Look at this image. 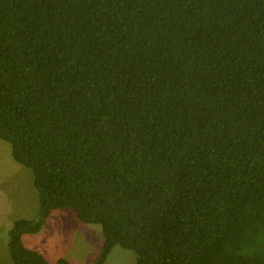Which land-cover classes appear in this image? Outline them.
Masks as SVG:
<instances>
[{
  "label": "trees",
  "instance_id": "obj_1",
  "mask_svg": "<svg viewBox=\"0 0 264 264\" xmlns=\"http://www.w3.org/2000/svg\"><path fill=\"white\" fill-rule=\"evenodd\" d=\"M0 139L38 195L14 264L56 209L94 264H264V0H0Z\"/></svg>",
  "mask_w": 264,
  "mask_h": 264
},
{
  "label": "rangeland",
  "instance_id": "obj_2",
  "mask_svg": "<svg viewBox=\"0 0 264 264\" xmlns=\"http://www.w3.org/2000/svg\"><path fill=\"white\" fill-rule=\"evenodd\" d=\"M38 195L32 171L16 162L11 146L0 139V264H14L7 250L8 231L19 218H34ZM24 244L42 253L50 264L66 258L69 264H94L103 242L98 224L82 222L72 209L53 210L41 230L25 234ZM133 251L115 245L104 264H134Z\"/></svg>",
  "mask_w": 264,
  "mask_h": 264
},
{
  "label": "crops",
  "instance_id": "obj_3",
  "mask_svg": "<svg viewBox=\"0 0 264 264\" xmlns=\"http://www.w3.org/2000/svg\"><path fill=\"white\" fill-rule=\"evenodd\" d=\"M24 237V236H23Z\"/></svg>",
  "mask_w": 264,
  "mask_h": 264
}]
</instances>
